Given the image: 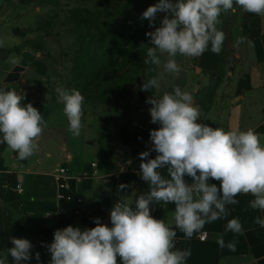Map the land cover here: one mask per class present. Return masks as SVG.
Listing matches in <instances>:
<instances>
[{"label": "clouds", "instance_id": "9594fccd", "mask_svg": "<svg viewBox=\"0 0 264 264\" xmlns=\"http://www.w3.org/2000/svg\"><path fill=\"white\" fill-rule=\"evenodd\" d=\"M236 7L264 17V0H158L148 6L141 19L148 20L154 31L145 34L151 46H147L144 63H163L164 71L144 81L140 90L159 89L165 73L178 77L181 67L177 55L198 58L209 46L219 54L225 41L224 32L217 27L219 17L235 12ZM158 14L163 15L156 26ZM245 43L252 42L241 36L235 46ZM164 55L167 59L162 61ZM19 62V58L11 59L14 65ZM55 91L63 104L68 130L80 136L84 96L62 85ZM24 99L25 94L15 88L0 89V143L16 152L19 160L39 151L38 141L47 126L39 110L23 103ZM146 103L151 105L150 122L159 125L150 130L152 147L139 153L138 175L148 191L115 202L110 226L97 217L92 228L69 225L55 230L53 241L46 245L51 254L49 264H118V258L121 264H186L191 250L175 247L177 229L185 239L193 238L205 224L226 219L228 206L239 203L236 197L240 194H250L254 198L249 207L264 212V134L253 128L225 130L200 122L193 94L179 86L159 98L151 95ZM152 152L156 153L154 158H150ZM210 181H218L219 186ZM128 187L122 183L117 191ZM169 204L175 205L174 226L152 215L154 205ZM254 223L264 227V218L256 217ZM243 230L238 218L225 225V233L240 235ZM10 241L13 246L0 254V264H9V255L13 264L33 259L34 245L29 239L10 237ZM218 244L235 250V241L225 244L221 238ZM34 256L39 262L40 253Z\"/></svg>", "mask_w": 264, "mask_h": 264}, {"label": "crops", "instance_id": "0c3cea01", "mask_svg": "<svg viewBox=\"0 0 264 264\" xmlns=\"http://www.w3.org/2000/svg\"><path fill=\"white\" fill-rule=\"evenodd\" d=\"M36 1L0 0V89L15 88L24 93L23 103H31L47 121L38 141L39 151L26 160H19L16 152L0 143V254L13 246L10 237L27 238L34 245L32 252L40 247L45 264H49L51 254L46 245L53 241L55 230L69 225L81 230L92 228L97 217L110 226V210L115 202L148 191L138 175L139 153L152 145L150 132H138L136 142L122 144L123 156H108L95 132L81 130L80 136H73L63 111L58 114L33 97L26 85L29 51L14 28L16 17L28 13ZM241 36L252 43L236 47V39ZM229 42L230 54L221 72L220 53H213L210 46L200 57L192 58L201 93L211 89L205 108L201 100L194 99L201 113L200 122L225 130L253 128L264 134V17L243 12L231 26ZM13 58H19V64H12ZM155 155L152 152L150 158ZM59 167L65 168L68 175L58 177ZM185 179L191 182V178ZM62 180L68 183L64 189L59 185ZM210 182L219 186L218 181ZM122 183L130 187L118 192ZM77 197L82 198L80 205ZM253 198L250 194L238 195L239 203L228 206L226 219L205 224L201 230L209 232L205 241L198 238L201 231L185 239L177 229L175 247L191 250L186 264H264V227L254 223L256 217L264 218V212L249 207ZM78 207L80 214L75 215ZM174 207L154 205L152 215L174 226ZM233 218L243 225L240 235L225 233L227 221ZM221 238L225 244L235 241V250L220 247ZM8 261L13 262L10 255Z\"/></svg>", "mask_w": 264, "mask_h": 264}, {"label": "rangeland", "instance_id": "374dc122", "mask_svg": "<svg viewBox=\"0 0 264 264\" xmlns=\"http://www.w3.org/2000/svg\"><path fill=\"white\" fill-rule=\"evenodd\" d=\"M157 2L37 0L28 13L15 19L14 30L29 51L26 85L33 97L59 114L63 104L56 87L79 90L85 98L81 130L95 132L108 156H123L122 144L136 142L138 132L159 127L150 122L151 105L146 100L151 95L159 98L179 86L201 100L203 108L209 104L211 89L201 93V83H196L198 70L190 57L177 55L181 67L178 77L165 73L159 89L140 90L144 81L164 71L163 63H144L147 46H151L145 34L154 28L141 16ZM243 12L236 7L235 12L219 17L217 27L225 34L221 50L224 64L231 50V26ZM162 15L158 14L156 26ZM161 59L165 61L167 56ZM66 122L69 126L67 117Z\"/></svg>", "mask_w": 264, "mask_h": 264}, {"label": "built area", "instance_id": "2783aa9c", "mask_svg": "<svg viewBox=\"0 0 264 264\" xmlns=\"http://www.w3.org/2000/svg\"><path fill=\"white\" fill-rule=\"evenodd\" d=\"M56 175L58 177H63V176H67L68 175V171L63 168V167H59L57 170H56ZM60 188L61 189H64L68 186V183L66 181H60ZM61 196V195H60ZM78 204L80 205L82 203V198L80 197H77L76 198ZM80 214V207L76 208L75 209V215H79ZM198 238L202 241H205L209 238V232L208 231H201L199 234H198Z\"/></svg>", "mask_w": 264, "mask_h": 264}, {"label": "trees", "instance_id": "16d2710c", "mask_svg": "<svg viewBox=\"0 0 264 264\" xmlns=\"http://www.w3.org/2000/svg\"><path fill=\"white\" fill-rule=\"evenodd\" d=\"M224 63L222 62V56H221V52H220V72L223 69ZM35 252H39L40 253V261L38 262L35 259ZM9 264H13V262H10ZM24 264H45V256L44 253L42 252L40 247H36L33 253V259L30 262H24Z\"/></svg>", "mask_w": 264, "mask_h": 264}]
</instances>
